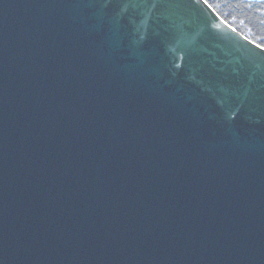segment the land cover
Listing matches in <instances>:
<instances>
[{"label": "water", "instance_id": "95a60500", "mask_svg": "<svg viewBox=\"0 0 264 264\" xmlns=\"http://www.w3.org/2000/svg\"><path fill=\"white\" fill-rule=\"evenodd\" d=\"M0 264H264V50L205 0H0Z\"/></svg>", "mask_w": 264, "mask_h": 264}, {"label": "flooded vegetation", "instance_id": "af4514ba", "mask_svg": "<svg viewBox=\"0 0 264 264\" xmlns=\"http://www.w3.org/2000/svg\"><path fill=\"white\" fill-rule=\"evenodd\" d=\"M207 3L224 22L235 26L252 45L264 50V0H208ZM233 20L245 21V28L253 32V39L245 35V29L232 23Z\"/></svg>", "mask_w": 264, "mask_h": 264}, {"label": "rangeland", "instance_id": "374dc122", "mask_svg": "<svg viewBox=\"0 0 264 264\" xmlns=\"http://www.w3.org/2000/svg\"><path fill=\"white\" fill-rule=\"evenodd\" d=\"M225 23L228 24L227 21H226ZM232 23H234V24L240 26L242 29H245V31H246V34H245V35H246L248 38H251L253 32H252L251 30L245 28V24H246L245 21H240V22H239V21H237V20H233ZM232 25H233V24H232ZM229 26H231V25L229 24ZM231 27H233V26H231ZM233 28H234V27H233ZM251 39H253V38H251Z\"/></svg>", "mask_w": 264, "mask_h": 264}, {"label": "snow or ice", "instance_id": "6c2138e0", "mask_svg": "<svg viewBox=\"0 0 264 264\" xmlns=\"http://www.w3.org/2000/svg\"><path fill=\"white\" fill-rule=\"evenodd\" d=\"M208 2V0H205V3H207Z\"/></svg>", "mask_w": 264, "mask_h": 264}, {"label": "trees", "instance_id": "16d2710c", "mask_svg": "<svg viewBox=\"0 0 264 264\" xmlns=\"http://www.w3.org/2000/svg\"><path fill=\"white\" fill-rule=\"evenodd\" d=\"M222 16V15H221ZM223 17V16H222ZM235 27V26H234ZM237 29V28H236ZM239 30V29H238Z\"/></svg>", "mask_w": 264, "mask_h": 264}]
</instances>
